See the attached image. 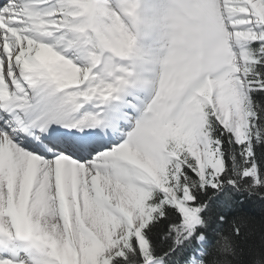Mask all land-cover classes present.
Segmentation results:
<instances>
[{
  "label": "snow or ice",
  "instance_id": "1",
  "mask_svg": "<svg viewBox=\"0 0 264 264\" xmlns=\"http://www.w3.org/2000/svg\"><path fill=\"white\" fill-rule=\"evenodd\" d=\"M0 264H264V0H0Z\"/></svg>",
  "mask_w": 264,
  "mask_h": 264
}]
</instances>
